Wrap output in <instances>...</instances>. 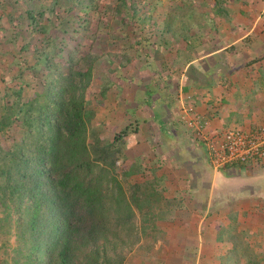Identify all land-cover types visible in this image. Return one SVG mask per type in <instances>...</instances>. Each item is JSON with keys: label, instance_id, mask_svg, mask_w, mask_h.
<instances>
[{"label": "rangeland", "instance_id": "374dc122", "mask_svg": "<svg viewBox=\"0 0 264 264\" xmlns=\"http://www.w3.org/2000/svg\"><path fill=\"white\" fill-rule=\"evenodd\" d=\"M101 1L102 5L96 8L88 6L89 0H82L87 7L82 11L85 15L81 21L77 17L80 4L76 0H0V115L12 112L11 104L15 110L17 102L20 105L36 100L42 104L45 84L49 81L45 77L48 70L38 61L42 54L52 64V70L60 71H66L67 64L61 58L72 55L73 86L81 83L76 71L85 72L87 65H92L84 90L83 108L93 111L85 123V143L91 147L96 142L99 147L113 143L115 160L111 166L95 161L90 149L86 157L90 169L74 167L80 163L78 161L59 160L58 176L69 171L70 185L81 188L92 185L102 194H108L107 190L113 186L107 179L110 176L118 177L128 194L133 191V184L160 180L157 190L162 200L160 207L154 206L153 212L161 216V220L157 216V220L149 218L143 223V212L147 209H138L134 204V214L127 223L123 218L122 222L117 221L110 210L99 207L82 209L78 216L70 217L71 223L79 229L76 241L79 239V243L85 245L68 253L67 262L264 264V202L258 196H255L257 200L225 196V191L230 189L228 186H218L219 191L211 196L205 192V187L198 186L201 169L192 152L196 142L190 138L184 140V124L178 121L182 117L185 123L191 119L187 94L197 106L203 97L184 89L187 83L196 86L200 82L192 72L185 81L183 69L191 60L201 62L192 64L198 67L212 65V60L205 56L220 51L222 46H227L223 50L225 56L234 57L235 63H245L246 53L238 50L242 44L230 43L232 37L241 33L240 28L244 29L235 16L248 17L247 8H255V4L263 0H132V6L126 0L130 20L125 24L118 23L120 17L111 15V7L120 6L121 0ZM30 8L33 15L28 17L25 12ZM70 8L73 9L68 11ZM260 10L264 11V7ZM257 18H260L258 14ZM165 22L172 23L171 30ZM166 28L169 32H165ZM175 32L178 36H173ZM12 36L18 39L11 42ZM63 40H67V44ZM40 46L44 47V52L38 56L35 49ZM218 56L214 55L215 60H219ZM202 57L206 58L205 64L200 61ZM233 61H225L223 66H231ZM35 63V71L30 75L26 67ZM214 77L210 75L207 82H213ZM19 86H23L21 90ZM4 129L0 131V169L8 164L3 159L4 153L17 150L20 143L27 148L31 142L25 136L27 130L20 118ZM116 136L120 140L116 141ZM138 165L145 170L124 175L130 167L137 169ZM212 169L221 170L209 164L208 172ZM220 173L226 172L221 170ZM7 183L6 175L0 174V264H60L54 255L56 251L49 246L55 237L49 232H39L44 224L31 231L27 222L29 213L20 215L16 209L7 213L3 210L2 203L11 205L12 201L2 192L6 191L3 187ZM31 185V180H27L26 186ZM26 199L27 196L23 204L27 205ZM177 228L191 233L178 235L173 231L168 234L169 230ZM83 235L90 243H85ZM41 242L45 245H40L39 251L30 250L31 245ZM201 243L208 247L212 243V246L210 250H206L207 246L199 250Z\"/></svg>", "mask_w": 264, "mask_h": 264}, {"label": "trees", "instance_id": "16d2710c", "mask_svg": "<svg viewBox=\"0 0 264 264\" xmlns=\"http://www.w3.org/2000/svg\"><path fill=\"white\" fill-rule=\"evenodd\" d=\"M89 1L90 4L88 6L90 5V7L94 6L96 8L98 4L102 3L101 0ZM129 1L132 6V0ZM76 3L80 4L78 8L80 13L77 17L82 21L85 15L82 11H86L84 8L87 6L83 5L82 0H76ZM111 8L113 9L111 15L113 17H120L118 23L125 24L130 20L126 0H121L120 6ZM72 9L70 8L68 11ZM32 12L33 8H30L25 13L29 17V15H33ZM17 19L21 21V18ZM165 23L166 27H169L171 30L172 23ZM80 27L84 28L82 24H80ZM169 28H166L165 32H169ZM36 30L38 31V29ZM180 33L181 35L183 34L181 31ZM20 35L22 36V32H20ZM173 36L178 35L175 32ZM47 38L48 40L50 39L49 37ZM17 39L18 37L16 36L9 38L11 42H15ZM63 43L67 44V40H63ZM43 52L44 47L42 46L35 49V53L38 56ZM38 61L40 65L43 63V67L48 70L45 77L46 81L49 80L45 84L46 94L42 104L40 105L36 100L32 102L28 101L20 105L17 102V108L15 110L13 104H11L10 108L12 107V112L0 115L1 132L5 127H9L14 119L20 118L21 125H24L27 130L25 136L31 141L30 146L27 148H24V144L20 143L17 150L4 153L3 159L8 164L5 168L0 169V174L6 175L8 183L3 187L6 191L2 192L7 198H12V201H10L11 205L3 202L2 206L6 213L11 209H16L20 215L29 213L30 218L27 222L31 231H35L39 226L44 224V228L39 232H49L55 237L51 243L49 242V246L53 247L56 251L54 254L56 260L61 262L60 264H69L67 262L68 253L85 245L84 243H79V239H77L78 242L76 241L75 237L79 229L71 223L70 217L73 215L78 216L77 213L82 209L95 210L96 207H99L100 209L110 210L112 217L116 218L117 221H121L120 219L123 218L122 221L127 223L132 219L134 214L132 210V205L134 204L133 206L138 209H142L143 207L147 209L143 212V223L149 218L157 220V216L158 220H161L162 217L159 215L156 216L155 212H153L154 206L157 204L156 208L160 207L158 204L162 200L161 194L157 190V184L159 185L160 180L148 181L145 185L133 184V191L128 194L121 180L116 176H110L107 179L112 182L114 187L111 186L110 190H107L108 194H102L103 192L98 187L92 185H86L84 188L78 187V185H70L69 171H66L62 176H58L56 164L59 160H63L64 163H70L72 160L78 161L80 163L74 165V167L88 170L91 164L86 157L91 152L95 161H102L111 166L115 160V149L113 143H103L101 147L97 145L98 142H96L94 147H91L90 144L88 146L85 143V123L89 120V117H92L93 111H86L83 108L85 101L84 90L90 79L92 65H87L88 67L85 72L76 71L81 83L78 86H73L75 76L72 73V55L68 54L66 58H61V61L67 62L65 64L66 71H60V69L52 70V64L43 54L42 58H39ZM36 65L37 63L26 67L30 75L35 71ZM21 73L23 75V72ZM46 81L43 80V83H46ZM22 87L19 86L18 89L21 90ZM76 87L77 90L74 91ZM185 87L184 89L188 90ZM105 90L106 87L103 88V91ZM15 91L18 90L16 89ZM186 103L188 111L192 115L191 118L194 116L197 122L203 123V127L201 131L195 132L193 125L190 124V120L188 119L187 123H185L182 119L183 117L178 118L179 124H184L182 125V129L190 139L195 140L196 144L198 143L205 148V158L207 163L210 164L205 137H209L217 129L208 128L207 125L209 124L207 121L209 120L206 119V121L199 115L196 110V101L190 94L186 96ZM13 115L14 118H12ZM114 139L116 141L120 140L117 136ZM67 141L69 142L68 145L66 144ZM84 158L86 160L81 163ZM139 170L142 171L145 169L141 168L140 165H138L137 169L130 167L124 172V175L129 176ZM13 171L15 173L12 176L11 173ZM27 180H31L33 185L26 186ZM27 187L30 188L26 192L25 189ZM25 196H27V205L23 204ZM14 197L18 201L16 199L13 200ZM77 197H81L83 200H79V202L76 200L78 199ZM120 212L123 216H119ZM83 239H85V243H90L86 235H83ZM40 245L42 247L45 244L41 242L38 245H31L30 250L39 251ZM101 264H111V262L104 261Z\"/></svg>", "mask_w": 264, "mask_h": 264}, {"label": "crops", "instance_id": "0c3cea01", "mask_svg": "<svg viewBox=\"0 0 264 264\" xmlns=\"http://www.w3.org/2000/svg\"><path fill=\"white\" fill-rule=\"evenodd\" d=\"M263 7L264 0L256 3L255 8H247L246 11L251 13L248 12V17H245L246 19L235 16L236 20L242 23L244 29L240 28L241 33L239 32L235 38L232 37L230 43L238 42L237 44H242L238 50L246 53L247 60L245 63H235L233 61L234 57L228 58L225 56L223 50L227 46H222L220 51L218 50L210 54L207 53V56H205L212 60V65L208 63L206 66L201 65L198 67L192 64L196 63L198 65L201 62L191 60L188 62V67L183 69L182 75L183 77L186 75L185 81L189 78L187 75H190L192 72V74L198 76L196 78L202 84L199 85L200 83H197L195 84L196 86H190L187 83L185 88L191 93L198 92L203 96L199 100V105L196 107V110L204 120H209H206L209 124L207 125L209 129L218 130L228 126L254 127L264 125V11L260 10ZM257 14L260 18H257ZM252 32L256 33V35L253 36ZM247 36V39H252L251 42L246 39ZM245 43L249 44L245 45ZM237 53L240 52L237 51ZM214 55H219V60H215L217 57L214 58ZM205 59L202 57L200 61L202 60L204 63ZM225 61L227 63L233 61V64L225 67L223 66ZM210 75L215 76V79L213 82L208 83L207 80ZM206 101L211 107L205 103ZM182 137L184 140H188L187 138H189L186 133H182ZM193 149L192 152L196 156L195 160L199 162L202 173L198 175L201 180V184H198V186L205 187L206 191H203L207 194L209 193L211 196L216 191H219L218 186H228L230 189L227 192H231L228 194L225 191V196L230 198H235V196L243 198L251 197L256 200L257 198L255 196H258L261 199L260 201L264 202V158L246 167L240 166L234 169H221L226 173L221 174V170L216 171L213 169L209 173V164L205 158V148L197 143ZM234 180L236 181L235 183ZM239 184L241 185L239 186ZM246 202H248V199ZM242 205H245L243 200ZM242 205L240 204V206ZM247 208L248 206L244 207V209ZM244 209L242 208V211ZM173 231L178 235L191 233L188 231L183 232V230L177 228L176 230L173 229L172 232L169 230L168 234L173 233ZM205 233L207 234V232ZM211 233L210 231L209 234ZM199 246V250H202L206 246V250H210L209 247L212 246V243L209 244V247L203 243L199 244Z\"/></svg>", "mask_w": 264, "mask_h": 264}, {"label": "built area", "instance_id": "2783aa9c", "mask_svg": "<svg viewBox=\"0 0 264 264\" xmlns=\"http://www.w3.org/2000/svg\"><path fill=\"white\" fill-rule=\"evenodd\" d=\"M190 124L195 132L203 127L194 116ZM205 140L208 159L215 169L246 167L264 158V125L228 126L211 133Z\"/></svg>", "mask_w": 264, "mask_h": 264}]
</instances>
